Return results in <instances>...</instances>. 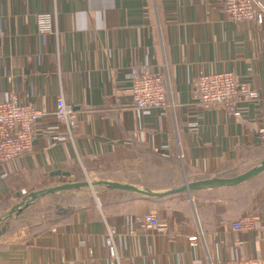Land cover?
<instances>
[{
    "label": "crops",
    "instance_id": "crops-1",
    "mask_svg": "<svg viewBox=\"0 0 264 264\" xmlns=\"http://www.w3.org/2000/svg\"><path fill=\"white\" fill-rule=\"evenodd\" d=\"M41 12L58 15L57 35L36 34ZM133 63L164 74L165 109L134 108ZM223 71L260 96L241 103L238 117L194 103L196 78ZM61 95L78 114L73 137L53 116ZM11 96L46 116L33 129L31 152L0 166V264H109L106 224L117 229L121 264L264 256V230L235 231L237 215L224 212L234 201L225 195L252 194L257 175L166 195L101 185L30 198L98 161L113 167L106 180L160 193L263 160L264 25L228 20L218 0H0V102ZM254 194L242 213L261 224L264 188ZM40 204L43 212L30 218ZM147 213L158 216L159 230L136 224Z\"/></svg>",
    "mask_w": 264,
    "mask_h": 264
},
{
    "label": "built area",
    "instance_id": "built-area-1",
    "mask_svg": "<svg viewBox=\"0 0 264 264\" xmlns=\"http://www.w3.org/2000/svg\"><path fill=\"white\" fill-rule=\"evenodd\" d=\"M227 19L234 22L252 21L258 28L264 25V0H218ZM36 34L39 36L57 35L58 15L54 12H41L36 16ZM132 105L137 110L150 108L165 109L167 89L164 74L143 68L138 63L129 66ZM260 100L259 93L251 89L231 71L200 74L194 82V103L200 111L213 107L225 108L238 117L239 106L243 102ZM46 112L32 103H22L17 96L0 102V166L20 159L33 148V129ZM53 116L65 129L66 135L73 137L78 122V114L63 95L56 99ZM195 126L197 123L193 122ZM264 142V128L259 130ZM134 221L142 230L157 231L161 221L155 213L137 216ZM235 231L264 230V223H257L252 212L245 213L239 220L231 221ZM118 232L114 225L106 224L104 243L108 250L109 264H121V256L116 244ZM191 246H197L198 236L189 237ZM231 264H264L261 257H236Z\"/></svg>",
    "mask_w": 264,
    "mask_h": 264
},
{
    "label": "water",
    "instance_id": "water-1",
    "mask_svg": "<svg viewBox=\"0 0 264 264\" xmlns=\"http://www.w3.org/2000/svg\"><path fill=\"white\" fill-rule=\"evenodd\" d=\"M264 172V159L258 162L253 168L247 170L246 172L235 176V177H227V178H210L205 180H200L196 182L187 183L184 186L170 190L168 192H152L150 190H142L134 185L126 184V183H120V182H113L108 180H99L95 182H89V181H81V182H71V183H64L59 186H55L49 189L40 190L38 192H33L30 194L31 200L37 199L40 195H46V194H52L55 192H60L64 190L69 189H75V188H82V187H93L97 185H104L106 187H109L111 189H123V190H129L139 193H145V194H153V195H166L170 193H177V192H191L193 190L201 189V188H217V187H225V186H235L238 185L246 180H249L256 175ZM57 174H63V175H70L69 172H60L57 171ZM29 202H26L28 204Z\"/></svg>",
    "mask_w": 264,
    "mask_h": 264
},
{
    "label": "rangeland",
    "instance_id": "rangeland-1",
    "mask_svg": "<svg viewBox=\"0 0 264 264\" xmlns=\"http://www.w3.org/2000/svg\"><path fill=\"white\" fill-rule=\"evenodd\" d=\"M112 168L113 167L109 162L98 161V162L87 163L85 167L82 168L81 166V168L78 169L77 172L74 173L71 177L62 178V180L58 181L55 186H59L64 183H71V182H81V181L95 182L99 180H106L108 179L107 177L111 175ZM99 186L101 185H97L89 188L95 189L96 187ZM43 209H44L43 204L37 205L34 211L32 213L30 212L31 214L30 218H32V215L41 214L43 212ZM21 224H23V222H18L16 225H14V229L19 228Z\"/></svg>",
    "mask_w": 264,
    "mask_h": 264
},
{
    "label": "trees",
    "instance_id": "trees-1",
    "mask_svg": "<svg viewBox=\"0 0 264 264\" xmlns=\"http://www.w3.org/2000/svg\"><path fill=\"white\" fill-rule=\"evenodd\" d=\"M254 166H255V164H252L248 167H245V168L239 170L238 172L236 171L235 173H232V174H219L215 177L216 178L235 177V176H238V175L246 172L247 170L253 168ZM207 179H210V178H207ZM253 180L254 181H252V182H254V183L251 185V188L253 190L252 194H244L241 192L240 193L237 192V193H232L228 196H227V194L225 195L226 197L234 198L233 205H228L224 209L226 217L237 215V217H233V219L231 221L239 220L245 214V213H242V211H244L245 209L250 207L251 199L254 198V196H255L254 193L257 190H259V192H260L264 188V172L257 175V177H255ZM259 188H261V189H259ZM114 190H123V189H114ZM179 193H184V192H179Z\"/></svg>",
    "mask_w": 264,
    "mask_h": 264
}]
</instances>
